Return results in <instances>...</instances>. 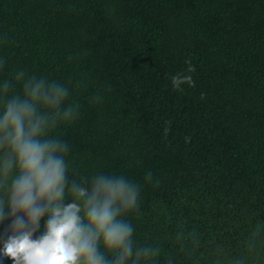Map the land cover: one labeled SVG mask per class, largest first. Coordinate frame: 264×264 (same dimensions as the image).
I'll list each match as a JSON object with an SVG mask.
<instances>
[{"label": "trees", "instance_id": "1", "mask_svg": "<svg viewBox=\"0 0 264 264\" xmlns=\"http://www.w3.org/2000/svg\"><path fill=\"white\" fill-rule=\"evenodd\" d=\"M0 58L68 88V176L140 187L153 264H264V0H0Z\"/></svg>", "mask_w": 264, "mask_h": 264}, {"label": "clouds", "instance_id": "2", "mask_svg": "<svg viewBox=\"0 0 264 264\" xmlns=\"http://www.w3.org/2000/svg\"><path fill=\"white\" fill-rule=\"evenodd\" d=\"M4 63L0 58V68ZM186 71L171 78L174 90L194 87V66ZM68 96L65 85L24 71L0 84V222L10 221L0 258L12 264H153L159 247L136 246L125 218L139 210L140 187L123 176L69 178L70 145L52 135L78 116L77 105L65 104Z\"/></svg>", "mask_w": 264, "mask_h": 264}]
</instances>
